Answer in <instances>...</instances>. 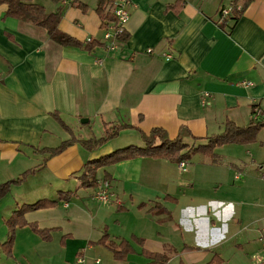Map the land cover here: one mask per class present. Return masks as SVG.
<instances>
[{
    "label": "crops",
    "instance_id": "crops-1",
    "mask_svg": "<svg viewBox=\"0 0 264 264\" xmlns=\"http://www.w3.org/2000/svg\"><path fill=\"white\" fill-rule=\"evenodd\" d=\"M32 1L47 12L61 5L62 31L84 43L88 39L105 42L95 12L97 0H80L87 5L85 12L69 0ZM127 1L128 38L119 40L113 50L98 45L89 51L62 46L44 28L4 17L6 6L0 5V183L35 169L8 192L15 195L16 206L40 197L57 198V191L73 182L75 195L58 206L65 212L58 215L48 212L49 208L25 215L41 227L55 228L51 239L58 234L64 258L60 264H84L80 256L98 246L89 241L98 239L103 228L113 237L143 238L145 248L169 257L168 264L173 254L176 264H210L208 253L217 251L221 256L224 252L226 221L235 219L230 217L231 204L213 200L205 208L169 193L168 170L173 163L134 158L106 167L112 176L111 200L103 204L91 200L94 187H79L75 172L86 159L139 144L141 133L153 127L163 128L174 138L183 124L191 134L204 137L221 131L227 119L247 124L252 105L257 119L264 118V0H251L230 29L222 26L228 21L219 20V11L232 0H179L170 8L176 0ZM55 112L78 138L100 136L105 123L131 127L121 129L98 149L86 150L73 143L48 156L38 149L57 146L70 137L53 117ZM84 118L88 121L81 122ZM101 174L99 169L97 176ZM166 195L170 198L165 199ZM142 201L160 203L171 219L157 221L158 215L137 206ZM5 208L8 216L14 209L8 204ZM8 216H2L3 223ZM52 216L55 225L44 223ZM78 219L88 222L85 227H92L97 235L76 237L63 229L62 222ZM22 228L15 230V240ZM64 234L68 235L61 243ZM262 234L264 239V228ZM140 250L133 244V252L122 260L113 259L107 250L111 259L103 264H148ZM12 251L8 256L13 257ZM199 252L204 256L195 258ZM259 256L264 264V256ZM95 263L100 264L98 259Z\"/></svg>",
    "mask_w": 264,
    "mask_h": 264
},
{
    "label": "trees",
    "instance_id": "trees-1",
    "mask_svg": "<svg viewBox=\"0 0 264 264\" xmlns=\"http://www.w3.org/2000/svg\"><path fill=\"white\" fill-rule=\"evenodd\" d=\"M59 2L61 0H53ZM112 0H97L95 12L100 17V27L103 28L108 22L115 21L114 15L110 10ZM169 4L167 7H173L176 2ZM251 0H232L230 4V12L223 13V8L219 11V20L228 21L222 26H227L229 29L233 28L242 12L245 10ZM69 4L82 12L87 10V5L80 0H69ZM0 5H5L4 17H10L17 20L29 22L44 28L48 36L62 46L66 47H80L84 50H91L95 46L104 45L105 43L88 39L85 43L76 37L62 31L59 28L61 19V5L57 7L56 11L47 12L44 7L32 0H0ZM128 38L127 32L119 35L118 40H126ZM252 118L245 125H239L234 121L227 119L224 121L222 130L216 133H211L204 137L195 136L190 133L188 128L181 124L179 132L174 138H170L165 130L161 127H153L149 133H141V142L139 144L131 143L121 147L114 148L106 153L86 159L79 171L75 172L76 178L79 180V187H95L99 180L112 179L110 172L106 167L115 163L130 160L134 158H150L166 160L174 164L187 161L192 154H202L206 156L210 163L221 164V156L215 152L218 146L228 143H242L247 144L253 142L256 134L264 128V118L257 119L255 115V105L251 107ZM55 120L69 132L70 137L61 141L57 146L43 147L38 149L42 153H47L48 156H53L73 143H78L86 150H94L101 147L108 140L115 137L118 132L125 128L131 127L130 124H104V130L98 137L91 136L87 138L76 137L70 128L63 122V120L55 112L53 113ZM191 138V143L185 141V137ZM102 169V174L98 177L97 171ZM35 169L28 168L21 172L16 178L0 183V199L3 198L15 184H19L25 180L28 174L33 173ZM264 176V174H263ZM75 190H59L57 191V198L40 197L32 202H22L17 204L11 211L10 215L4 219L6 227V238L0 242V250L5 255H10L15 241V230L17 228L28 227L35 235L44 241L51 239V232L54 227H41L36 221H28L25 217L26 213L30 211L49 209L56 207L59 201L68 202L72 196L75 195ZM170 198L165 196V199ZM139 208L147 207V212L151 215H158L156 219L159 222H164L171 219L170 212L156 201H142L137 205ZM122 209V206H117ZM68 234L61 236L60 241ZM91 245H101L105 247L115 260H122L127 255L133 252V244L141 247V254L149 260L148 264H168L169 257L158 251H151L144 247V240L134 234L129 238L113 237L106 231L102 230V235L94 240L89 241ZM192 248V247H190ZM223 259L221 256L213 252L210 264H221ZM179 264H183L180 262Z\"/></svg>",
    "mask_w": 264,
    "mask_h": 264
},
{
    "label": "rangeland",
    "instance_id": "rangeland-1",
    "mask_svg": "<svg viewBox=\"0 0 264 264\" xmlns=\"http://www.w3.org/2000/svg\"><path fill=\"white\" fill-rule=\"evenodd\" d=\"M109 125L111 126V124ZM94 129H96V126L93 127ZM93 134L97 135L95 132ZM215 152L221 156V164L210 163L206 156L199 153L192 154L185 161V171H178V164H171L172 169L168 170V176L171 180L168 185L170 190L168 191L174 193L180 199L190 198L196 203L204 204L205 208L208 207L209 201L213 200H221L231 204L230 217L235 215V219L234 221H226L228 233L225 236L227 237L226 242L222 245L224 252L221 254L225 261H222L221 264H263V259L259 255L264 256V252H261V250L264 251L262 247L264 239L261 238L263 236L262 229L264 228V128L258 131L253 142L223 144L218 146ZM236 174L239 175L237 179L234 178ZM66 185L68 188L65 190L74 189L72 181ZM93 192L94 190L91 197ZM10 194L8 193L0 199V242L6 238V227L2 216H8L7 213L9 212L6 210L5 205L15 207V195ZM91 200L94 203L96 202L93 198ZM65 203L59 201L55 209L53 207L48 212L62 214L66 211V208H59L58 206ZM96 204L103 203L97 202ZM74 210L76 209L74 208ZM79 215L83 216L80 212ZM53 217H49V220L44 223L55 225L54 223L57 222L52 220ZM82 221L83 219L74 220L73 222L64 221L62 227L65 231L69 230L75 233L76 237L81 234L95 237L97 234L91 230L93 228L85 227L88 222L84 223ZM93 225L95 226V224ZM235 235L238 236L233 238ZM16 237L12 248L13 257L5 255L0 250V264L61 263L63 255L57 233L49 241H44L26 227L19 229L16 232ZM55 247L57 249H54ZM219 251L221 252V250ZM213 252L217 251L208 253V256L211 257ZM201 254L203 255L200 252L195 253V258H201ZM109 256L111 255L107 249L98 245L86 251L85 255L80 257L84 259V264H99L95 263L96 259L100 264H103V261L107 258L111 259ZM170 256H172L171 263L176 264L178 259L175 258L174 254ZM66 263L64 262V264ZM75 264L80 263L75 262Z\"/></svg>",
    "mask_w": 264,
    "mask_h": 264
},
{
    "label": "built area",
    "instance_id": "built-area-1",
    "mask_svg": "<svg viewBox=\"0 0 264 264\" xmlns=\"http://www.w3.org/2000/svg\"><path fill=\"white\" fill-rule=\"evenodd\" d=\"M127 0H112L110 10L114 15L115 21L108 22L106 26L102 28L103 31V40L106 42L105 47L108 50H113L117 46V42L119 41V35H121L123 32H125V23L128 18V12H127ZM231 8L227 7L224 8L222 11L223 13L230 12ZM104 42V43H105ZM150 51V50H148ZM166 58H171L170 54H166ZM96 62L100 63L101 58H96ZM258 115V111L255 112V115L253 117H256ZM178 168L180 170H185V163L183 161L178 163ZM235 179L239 177L238 174H236ZM110 182L108 180H99L96 183V186L94 187V192L92 195V198L98 202V203H107L110 201L111 193H110ZM82 259H79L78 261H81Z\"/></svg>",
    "mask_w": 264,
    "mask_h": 264
},
{
    "label": "water",
    "instance_id": "water-1",
    "mask_svg": "<svg viewBox=\"0 0 264 264\" xmlns=\"http://www.w3.org/2000/svg\"><path fill=\"white\" fill-rule=\"evenodd\" d=\"M88 120L86 118L82 119L81 122H87Z\"/></svg>",
    "mask_w": 264,
    "mask_h": 264
}]
</instances>
